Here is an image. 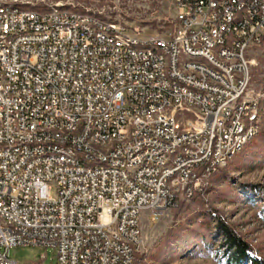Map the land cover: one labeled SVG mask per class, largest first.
<instances>
[{
	"label": "built area",
	"instance_id": "1",
	"mask_svg": "<svg viewBox=\"0 0 264 264\" xmlns=\"http://www.w3.org/2000/svg\"><path fill=\"white\" fill-rule=\"evenodd\" d=\"M175 4L173 29L142 37L90 10L0 0V250L133 264L141 214L201 193L260 132L264 0Z\"/></svg>",
	"mask_w": 264,
	"mask_h": 264
},
{
	"label": "rangeland",
	"instance_id": "2",
	"mask_svg": "<svg viewBox=\"0 0 264 264\" xmlns=\"http://www.w3.org/2000/svg\"><path fill=\"white\" fill-rule=\"evenodd\" d=\"M39 8L64 7L100 13L131 34L162 35L174 27L175 0H19ZM251 92L258 99L261 131L213 175L203 191L192 198L180 196L177 206L152 220L140 217L141 243L137 253L146 264H225L224 239L217 235L221 217L254 249L246 264L264 258V51L253 66ZM52 197L56 190L51 191ZM6 253L15 264H57V251L40 246H14Z\"/></svg>",
	"mask_w": 264,
	"mask_h": 264
},
{
	"label": "trees",
	"instance_id": "3",
	"mask_svg": "<svg viewBox=\"0 0 264 264\" xmlns=\"http://www.w3.org/2000/svg\"><path fill=\"white\" fill-rule=\"evenodd\" d=\"M215 228L217 235L224 239L222 257L225 264H246L248 252H253V247L221 217L216 219ZM133 264H146L145 256L136 252ZM251 264H264V258H254Z\"/></svg>",
	"mask_w": 264,
	"mask_h": 264
}]
</instances>
